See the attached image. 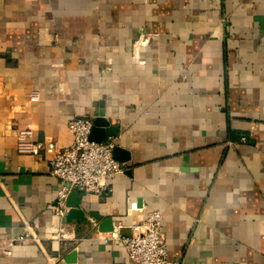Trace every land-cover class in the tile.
Returning <instances> with one entry per match:
<instances>
[{
  "label": "crops",
  "instance_id": "1",
  "mask_svg": "<svg viewBox=\"0 0 264 264\" xmlns=\"http://www.w3.org/2000/svg\"><path fill=\"white\" fill-rule=\"evenodd\" d=\"M99 113L128 161L106 196L69 193L88 228L17 144L66 148ZM151 212L171 264H264V0H0V264H133L98 226Z\"/></svg>",
  "mask_w": 264,
  "mask_h": 264
},
{
  "label": "built area",
  "instance_id": "2",
  "mask_svg": "<svg viewBox=\"0 0 264 264\" xmlns=\"http://www.w3.org/2000/svg\"><path fill=\"white\" fill-rule=\"evenodd\" d=\"M68 127L72 143L66 148H59L54 142H27L24 137H20L17 144V152L20 154L48 155L50 173L60 183L55 201L48 209L59 218L68 210L66 201L71 191L97 197L106 196L110 192L107 180L124 171V165L113 158L112 152L115 147L113 138L101 143L89 140L91 119L74 118ZM161 222V214L151 212L141 222L128 229L129 236L120 233L124 230L122 227H113V231L106 233L101 240L106 244L120 245L133 264H171L167 260ZM57 239L66 240L63 228L57 233ZM16 241H31L38 244L28 224L23 226V234ZM51 261V264H59L58 259L52 258Z\"/></svg>",
  "mask_w": 264,
  "mask_h": 264
},
{
  "label": "water",
  "instance_id": "3",
  "mask_svg": "<svg viewBox=\"0 0 264 264\" xmlns=\"http://www.w3.org/2000/svg\"><path fill=\"white\" fill-rule=\"evenodd\" d=\"M117 132L118 129L112 127L110 123L104 119L103 114L99 113V115L92 122L89 140L91 142L101 143L108 139L115 138ZM112 154L113 158L119 163L128 161L127 153H125V151L117 146L114 147ZM77 208V205H73L70 209H68V211H66V213L64 214L66 222L68 224H71L74 221V223L78 226L91 228V224L89 223L85 213L81 209ZM91 216L97 220H101L99 217H96L93 214H91ZM98 230L100 233H110L113 231V227L110 221L103 220L98 226ZM120 233L124 236L130 235V231L128 229H124L120 231ZM75 262L76 253L72 252L70 255H68V257H66L65 263L73 264Z\"/></svg>",
  "mask_w": 264,
  "mask_h": 264
}]
</instances>
